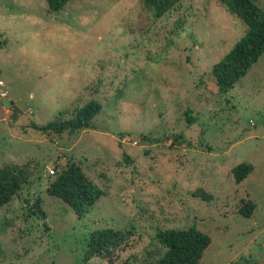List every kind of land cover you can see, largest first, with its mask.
Listing matches in <instances>:
<instances>
[{
    "label": "rangeland",
    "instance_id": "obj_1",
    "mask_svg": "<svg viewBox=\"0 0 264 264\" xmlns=\"http://www.w3.org/2000/svg\"><path fill=\"white\" fill-rule=\"evenodd\" d=\"M244 32L225 0H180L159 17L142 0H70L57 12L0 0V167L32 171L0 207V264H124L159 246L158 229L191 225L211 239L198 264H264V53L224 93L211 75ZM91 99V127L28 126ZM67 160L105 191L79 218L46 192ZM242 161L253 169L237 183ZM103 227L132 231L113 262L85 258Z\"/></svg>",
    "mask_w": 264,
    "mask_h": 264
},
{
    "label": "trees",
    "instance_id": "obj_2",
    "mask_svg": "<svg viewBox=\"0 0 264 264\" xmlns=\"http://www.w3.org/2000/svg\"><path fill=\"white\" fill-rule=\"evenodd\" d=\"M49 12L64 9L70 0H45ZM180 0H142L145 5L153 9L156 17L172 9ZM230 10L245 24L244 34L233 44L231 49L213 64L211 75L219 93L230 89L248 68L264 53V9L255 0H225ZM101 110V103L91 99L80 107L71 111L65 117L63 110L54 119L38 124L29 122L28 126L46 134H72L78 130L91 127L92 120ZM189 120V109L185 111ZM190 145V143H189ZM57 169L53 178L46 186L50 196L65 202L77 218L91 208L95 202L105 194L83 172L78 163L67 160ZM253 165L242 161L231 167V174L235 182L239 183L252 171ZM31 168L28 164L8 162L0 167V207L29 180ZM53 172V170H51ZM200 195L209 197L203 192ZM255 204L251 200L242 201L239 213L250 217ZM32 212L45 217L37 198L32 205ZM129 229H112L110 227L97 228L90 231L86 239L85 258L93 256L105 257L109 262L118 259L119 248L127 246L131 235ZM159 246L145 250L142 253H132L124 264H198L201 257L211 243L210 237L200 231L195 225L184 229H158L155 234Z\"/></svg>",
    "mask_w": 264,
    "mask_h": 264
},
{
    "label": "built area",
    "instance_id": "obj_3",
    "mask_svg": "<svg viewBox=\"0 0 264 264\" xmlns=\"http://www.w3.org/2000/svg\"><path fill=\"white\" fill-rule=\"evenodd\" d=\"M6 96V92L0 86V97Z\"/></svg>",
    "mask_w": 264,
    "mask_h": 264
}]
</instances>
